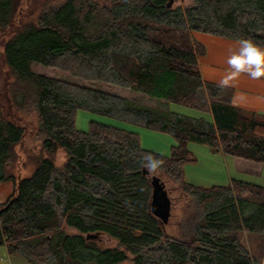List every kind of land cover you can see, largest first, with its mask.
Wrapping results in <instances>:
<instances>
[{"label": "trees", "instance_id": "1", "mask_svg": "<svg viewBox=\"0 0 264 264\" xmlns=\"http://www.w3.org/2000/svg\"><path fill=\"white\" fill-rule=\"evenodd\" d=\"M168 2L65 0L4 43L13 78L6 97L34 107L41 139L38 151L28 152L31 172L9 173L26 127L0 101V184H14L0 203V246L10 254L30 264H264V187L234 180L205 188L184 177L185 164L196 159L190 141L233 156L242 171L259 173L264 165V114L237 105L233 87L202 77L199 57L207 49L194 35L264 47V0ZM18 3L0 0V30L12 25ZM32 62L211 113L214 121L47 77L33 72ZM79 109L171 134L176 143L163 155L114 125L92 120L80 130ZM58 149L67 156L61 165ZM149 154L160 161L152 173L192 201L166 224L150 210L143 173ZM235 188L246 191L236 196ZM101 235L114 242L102 244Z\"/></svg>", "mask_w": 264, "mask_h": 264}, {"label": "rangeland", "instance_id": "2", "mask_svg": "<svg viewBox=\"0 0 264 264\" xmlns=\"http://www.w3.org/2000/svg\"><path fill=\"white\" fill-rule=\"evenodd\" d=\"M64 1L65 0H19V3L16 8V12L13 16L12 25H8L4 29L0 30V96H1L0 101L2 102L0 103L7 104L8 109L9 107H11L13 114H15V117L19 119V121L26 127L23 144L21 147H18V150H20L19 152L22 155L20 158L18 156V158H16L15 161L10 162V164L8 165L9 173L10 172L15 173L17 169L18 171L21 170L23 175L29 174L31 172V170L34 167V163L31 157L28 155V152L33 148L37 149L38 151L39 145L41 144L40 143L41 139L37 131L38 125H39V119H38V115L34 107L30 105H27L24 107H17L13 105L12 103H10L9 98L6 97L7 93H9V92H6L8 91V86H9L8 84L13 81V78L11 76V73L9 71L7 64L4 62V57H3L4 43L14 31L19 30L20 28L23 27V25L31 23V22H37L44 8L49 7V6L53 7V6L60 5ZM174 1L176 4H181V5H188L192 3V0H174ZM194 35L199 41H201L206 46V49H207L206 55L199 57L200 68L203 73V76L205 78L221 80L230 71L229 65L227 64V59L229 55H231L232 52L236 50L233 49V47L231 46L221 47V45L220 46L217 45L214 42L215 40L220 39L219 37L217 39V36L208 35V34H204L200 32H195ZM221 40L222 39H220L219 42H221ZM220 44H223V43H220ZM235 44H237L236 46L239 47V42L236 41ZM217 48H221L220 52H216ZM213 65H214V69L212 70ZM31 70L35 73L42 74L47 77L59 78L69 83H73L77 85H86V86H91L94 88L110 91L112 93L130 98V99L156 105L158 107H162L164 105V102L168 103L167 101L156 99L154 97L147 96L141 92L133 91L131 89L124 88L118 85H113V84L106 83L103 81H93V80L83 79L79 76L72 74L69 71L63 70L61 68H58L52 65H44L38 62H32ZM239 75L242 77L241 73ZM168 107L169 108L172 107V109L174 110L177 109L179 113L184 114V115L186 114L188 116H193V115L195 116L198 112H200L196 109L183 106V105H177V104L168 103ZM92 120L114 125V126L129 130V131L138 133L141 139V145L147 150H151V151L155 150V151H158L159 153H163V155H168L170 153L169 152L170 140H174V137L171 134L161 132L158 130H154V129H150V128H146L142 125L120 120L112 116L102 115V114L90 112L84 109L78 110L77 119H76V126L78 129L87 130L89 123ZM200 146L209 147L204 144H201ZM194 156L197 159V155L194 154ZM66 158L67 156H66L65 151L63 149H58L55 155L56 165H61L66 160ZM232 158L235 160V163H236L235 165L237 167L236 159L234 157ZM203 161L204 159L199 160L198 165L202 164ZM187 163H191V162H187ZM186 164L184 166V177H185ZM203 165H205V163H203ZM196 166H194L193 168L195 169ZM263 167L264 165L260 168L259 173H255L253 171L251 172L244 171V172L249 173L250 175L260 176ZM237 169L239 170L238 167ZM239 171H242V170H239ZM154 174L156 175V173ZM162 180L164 181L165 186L167 190L170 192V195L172 197L171 216H170V222H172L174 221L175 217L182 212V209L183 207H185V205L189 207L190 205H192L191 204L192 201L189 200L187 196H184L182 194L181 189L177 187V184L173 180L166 177L165 175L162 177ZM13 187H14V184L12 181H6L0 184V203L5 201V199L10 195V193L13 191ZM245 191L246 189L235 188L234 193L236 196H238V195L244 194ZM166 228L168 231H171L172 226L170 224H167ZM100 240H101L100 242L104 245H111L114 242V240L109 238L107 235H101ZM1 247L2 246H0V248ZM2 256H5L4 249H0V257ZM263 260H264V257H263ZM0 264H7V263L0 262ZM123 264H132V262H127Z\"/></svg>", "mask_w": 264, "mask_h": 264}, {"label": "crops", "instance_id": "3", "mask_svg": "<svg viewBox=\"0 0 264 264\" xmlns=\"http://www.w3.org/2000/svg\"><path fill=\"white\" fill-rule=\"evenodd\" d=\"M219 38L222 39L221 42H219L220 39L215 41L213 40L217 45H221V47L231 46L235 50L238 49V46H236L237 44H235L236 41L222 37ZM220 49L221 48H217L216 52H220ZM213 69L214 65L212 66V70ZM241 75L242 77L239 75L238 77L230 81V86L235 89L234 102L246 110L264 114V77H261L259 79H252L248 76L247 73H241ZM202 77L205 80L215 82L219 81L211 78H205L203 76V73ZM170 109L172 111L178 112L177 109L174 110L172 109V107H170ZM193 117H204L210 122L214 121L211 113L202 111L198 112L195 116L193 115ZM175 143V139L170 140L169 152L171 146ZM200 145L201 144L194 141H190L188 143V149L192 153L197 155V159H195L191 163L186 164L185 179L187 182L209 188L216 185H230L232 181L237 180L247 184L264 187V167L260 176L250 175L249 173L239 171L237 169L235 160L232 158L233 156L231 157V155L223 154V152H216L209 147ZM152 151L159 153L155 150ZM203 159L204 161L202 162V164L198 165L199 160ZM203 163H205V165H203ZM194 166H196L195 169L193 168ZM0 249L5 250V256H2L3 260L0 262H6L7 264H30L24 256L19 254H10L6 246H2Z\"/></svg>", "mask_w": 264, "mask_h": 264}, {"label": "clouds", "instance_id": "4", "mask_svg": "<svg viewBox=\"0 0 264 264\" xmlns=\"http://www.w3.org/2000/svg\"><path fill=\"white\" fill-rule=\"evenodd\" d=\"M227 64L230 71L218 81L220 87L230 86V81L240 73H247L252 79L264 77V47L252 39H242L238 49L229 55ZM159 166V159L154 158L151 154L144 158L143 167L147 172H154Z\"/></svg>", "mask_w": 264, "mask_h": 264}, {"label": "water", "instance_id": "5", "mask_svg": "<svg viewBox=\"0 0 264 264\" xmlns=\"http://www.w3.org/2000/svg\"><path fill=\"white\" fill-rule=\"evenodd\" d=\"M174 0H169L168 6L171 7ZM143 173L148 176L151 184L150 210L151 213L160 219L163 224L168 223L171 216L172 197L167 190L162 176L147 172L143 167ZM99 234H87V238H98Z\"/></svg>", "mask_w": 264, "mask_h": 264}, {"label": "built area", "instance_id": "6", "mask_svg": "<svg viewBox=\"0 0 264 264\" xmlns=\"http://www.w3.org/2000/svg\"><path fill=\"white\" fill-rule=\"evenodd\" d=\"M3 260V258L2 257H0V261H2Z\"/></svg>", "mask_w": 264, "mask_h": 264}]
</instances>
